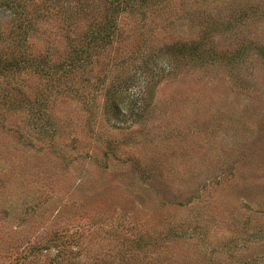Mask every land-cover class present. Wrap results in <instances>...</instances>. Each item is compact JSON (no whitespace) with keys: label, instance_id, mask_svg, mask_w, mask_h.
Instances as JSON below:
<instances>
[{"label":"rangeland","instance_id":"obj_1","mask_svg":"<svg viewBox=\"0 0 264 264\" xmlns=\"http://www.w3.org/2000/svg\"><path fill=\"white\" fill-rule=\"evenodd\" d=\"M0 264H264V0H0Z\"/></svg>","mask_w":264,"mask_h":264}]
</instances>
